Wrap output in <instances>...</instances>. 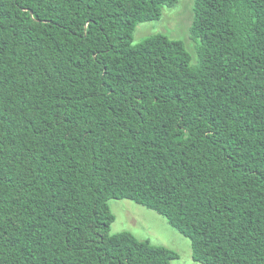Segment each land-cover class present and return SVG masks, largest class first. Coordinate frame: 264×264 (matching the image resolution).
I'll return each instance as SVG.
<instances>
[{"label": "trees", "instance_id": "obj_1", "mask_svg": "<svg viewBox=\"0 0 264 264\" xmlns=\"http://www.w3.org/2000/svg\"><path fill=\"white\" fill-rule=\"evenodd\" d=\"M177 0H0V264H264V0H195L199 63L139 23Z\"/></svg>", "mask_w": 264, "mask_h": 264}, {"label": "rangeland", "instance_id": "obj_2", "mask_svg": "<svg viewBox=\"0 0 264 264\" xmlns=\"http://www.w3.org/2000/svg\"><path fill=\"white\" fill-rule=\"evenodd\" d=\"M194 6L195 0H177L175 5L165 6L159 20L138 24L133 44L138 45L152 35L163 34L183 41L192 56V64L197 65L201 40L194 38L190 31L195 17ZM109 205L116 217L111 225V234L128 231L141 240L168 247L180 256L172 264H203L193 259L191 240L172 226L165 216L130 199H111Z\"/></svg>", "mask_w": 264, "mask_h": 264}]
</instances>
